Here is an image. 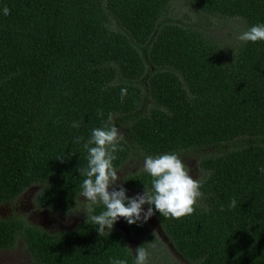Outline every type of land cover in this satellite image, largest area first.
I'll return each instance as SVG.
<instances>
[{
	"label": "trees",
	"instance_id": "1",
	"mask_svg": "<svg viewBox=\"0 0 264 264\" xmlns=\"http://www.w3.org/2000/svg\"><path fill=\"white\" fill-rule=\"evenodd\" d=\"M190 1L201 13L240 18L247 28L264 23V0ZM169 2L0 0V201L41 185L36 206L69 211L85 178L78 171L87 165L83 143L111 113L128 138L116 168L132 146L153 156L226 147L199 163L207 172L203 208L180 219L159 212L151 218L187 262L264 264V42H242L224 58L197 29L162 19ZM145 99L154 106L142 113ZM77 137L84 140L74 143ZM237 140L245 142L233 145ZM151 179L141 171L121 183L143 193ZM102 210L96 206V214ZM85 221L57 234L7 221L0 249H12L20 237L32 264H109L113 257L133 264L119 230L100 236ZM125 224L136 247L144 245L147 224Z\"/></svg>",
	"mask_w": 264,
	"mask_h": 264
},
{
	"label": "clouds",
	"instance_id": "2",
	"mask_svg": "<svg viewBox=\"0 0 264 264\" xmlns=\"http://www.w3.org/2000/svg\"><path fill=\"white\" fill-rule=\"evenodd\" d=\"M3 14L10 15V9L5 7ZM237 39L243 43L264 42V23L252 25ZM127 94V88H122L121 102ZM97 115L102 117V110H98ZM112 121L113 116L109 113L108 121L101 127L93 128L90 137L83 143L87 152V165L78 171L79 175L85 177L79 194V197L85 198V223L97 225L96 231L101 236L105 231L110 233L119 218H124L128 225H142L156 212L173 219L192 215L204 197L201 191L203 183L199 178L193 179L190 167L177 153L145 155L143 149L137 146L140 155L144 157L143 171L152 178L151 189L144 185L142 194L132 198L126 195L127 190L122 183H118L120 176L114 166L116 154L124 151L122 142L125 141V134ZM80 126L79 121L72 123L73 128L78 129ZM82 140L83 137H77L74 143L79 144ZM259 171L264 174V167L259 168ZM97 205L103 206L99 214H96ZM145 205H148L146 211ZM228 207L230 210L236 208V199L233 198ZM224 210L222 205L220 211ZM155 234L154 231L152 235ZM126 248L134 257L133 264H148L150 253L144 245L135 249L130 246ZM109 264H128V261L113 257Z\"/></svg>",
	"mask_w": 264,
	"mask_h": 264
},
{
	"label": "rangeland",
	"instance_id": "3",
	"mask_svg": "<svg viewBox=\"0 0 264 264\" xmlns=\"http://www.w3.org/2000/svg\"><path fill=\"white\" fill-rule=\"evenodd\" d=\"M162 19L173 22L177 25L197 29L218 46L224 58H228L233 55L237 47L242 43L237 39V37L248 29L246 24L240 18H221L218 16L201 13L192 5L190 0H170L167 12L162 17ZM109 27L113 30L119 29L111 19ZM153 106L154 105L151 100L145 99L141 106L142 113H147L148 110ZM113 122H115L114 119ZM117 127H119L124 132L125 141L128 142L125 129L122 126ZM244 142V140H237L235 143H233V145H242ZM131 148L132 153L130 157L117 168L119 172L118 175L120 176V181L118 183H121V179L127 174L143 171L144 157L140 155L135 146H132ZM230 148H233V146H230ZM225 150L226 147L224 146H210L185 150L178 152L177 154H179L183 162L190 167V175L193 177V179L199 178L203 182L207 176V172L200 167L199 163L202 158L216 155L219 152ZM137 194H139V190L136 189L126 192V195L129 198L135 197ZM20 200V204L17 203L15 208L19 215L22 213L21 216L23 219L30 220V213L34 210L30 209L23 212V210L27 208L28 204L24 199ZM28 202L33 204V199L29 198ZM84 202L85 198L79 197V195H77L74 200V204L69 211L62 214V216H57L55 214L49 216L47 214L46 220L52 226H56V224H58L63 227L65 223H72L74 220L80 217V215L86 214L84 212ZM199 207H204L202 199L199 201ZM61 219L63 221H61ZM121 221L122 224L126 225L124 218H122ZM146 224L150 229L151 235L143 236L141 239H139V241L143 242L150 253L148 264H193L191 262L185 261L175 252L168 238L165 236L162 230L159 229L160 233H162V235L167 239V242L164 241L157 230V224L152 218H150ZM113 228L122 232L119 227ZM154 231L156 234L153 236L152 233ZM131 244L134 246L133 249H135L137 242L132 239L130 242L126 243V245L130 247ZM17 245L18 247L15 248L14 251L9 254V256L6 255V257L3 258L4 255L2 257L0 255V264H32L25 244H22V241H18Z\"/></svg>",
	"mask_w": 264,
	"mask_h": 264
},
{
	"label": "flooded vegetation",
	"instance_id": "4",
	"mask_svg": "<svg viewBox=\"0 0 264 264\" xmlns=\"http://www.w3.org/2000/svg\"><path fill=\"white\" fill-rule=\"evenodd\" d=\"M42 189L41 185H31L26 187L22 192L18 193L16 196H14L11 200H6V201H0V224L3 225L7 221H12V220H24L27 222L29 225L33 227H37L38 229H41L48 234H57V233H71L73 232L76 227L79 225L81 220L85 217L86 214L80 215L76 220H74L72 223H65L63 227L60 225L56 224V226H52L49 224V222L46 220V215L48 214L51 216L52 214H55L57 216H62L64 212L60 211H54L51 209H46V208H41L36 206L34 203L30 204L28 202L29 198L34 199L35 195ZM139 194H142L141 191L139 190ZM24 199L25 202H27V208L24 211L28 210H34L30 213V220L29 219H23L21 215L18 214L15 205L18 203L20 204L21 200ZM145 210V209H144ZM21 212V211H20ZM66 213V212H65ZM34 217V218H33ZM122 218H119L117 223H115L114 227H119L121 229V233L124 236L125 243L130 242L133 238L130 236L129 230L126 225L122 224L121 221ZM61 221H63L61 219ZM114 229V228H113ZM159 227H157V230L159 231ZM116 230V229H115ZM159 234L161 237L164 239V241L167 242V239L162 235V233ZM18 241H22V244H24L23 240L20 237H16L14 247L10 250H4L0 249V255L1 257L3 256L6 257V255L9 256L15 248L18 247L17 243ZM169 245V244H168ZM133 245L131 244V248L133 249ZM170 247V245H169Z\"/></svg>",
	"mask_w": 264,
	"mask_h": 264
}]
</instances>
